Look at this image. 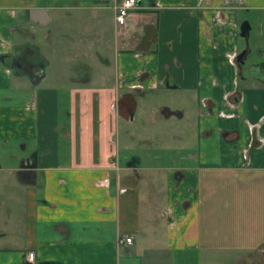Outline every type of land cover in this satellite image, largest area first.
<instances>
[{
	"label": "crops",
	"instance_id": "1",
	"mask_svg": "<svg viewBox=\"0 0 264 264\" xmlns=\"http://www.w3.org/2000/svg\"><path fill=\"white\" fill-rule=\"evenodd\" d=\"M113 1L0 0V264H264V0Z\"/></svg>",
	"mask_w": 264,
	"mask_h": 264
},
{
	"label": "rangeland",
	"instance_id": "2",
	"mask_svg": "<svg viewBox=\"0 0 264 264\" xmlns=\"http://www.w3.org/2000/svg\"><path fill=\"white\" fill-rule=\"evenodd\" d=\"M75 13V12H74ZM70 25L74 26L76 24V21H70ZM59 26L55 24L53 21L52 23H49L47 26H45L46 29H57ZM73 32H76L75 29H73ZM254 36L251 35L250 37L246 38H240V46L241 47H252V53L249 56L247 63L251 64L257 61L258 54L257 50L253 47ZM240 47V48H241ZM249 54V53H248ZM65 57V54H64ZM79 63H82L81 61H73L71 62L70 66L68 62L64 61V68H68L70 72L73 71L74 67L78 69L81 65ZM70 67V68H69ZM72 68V69H71ZM244 71H246V68H243ZM161 99H165L164 96H161ZM174 95H167V99H165L166 102H169L171 104H174L175 101ZM140 99V98H139ZM146 105L147 112L142 117H139V112L141 111V106L138 107V111L135 117L132 116L131 124H125L124 122H121V127L119 128V136L118 140L121 143L120 146L123 144V139L126 138L125 132H122L125 127L130 128L132 130V135L134 137L133 139V149L131 152L134 154H140L142 153L143 157L145 158V162H148V159L150 160L151 156L155 153H160L163 155L161 162L165 163L167 161H170L173 157V150L170 149V147L176 146V142L173 137V128L175 125L173 124V121H176L175 118H171V120H160L157 119L158 110L150 111V107L154 104L151 102V100H147L146 102H140V104ZM186 106H189V103H185ZM123 156V155H122ZM123 162V159H121ZM149 174V172H147ZM21 207L20 202L17 205V209ZM123 251V250H122ZM122 253V252H121ZM124 253V251H123Z\"/></svg>",
	"mask_w": 264,
	"mask_h": 264
},
{
	"label": "built area",
	"instance_id": "3",
	"mask_svg": "<svg viewBox=\"0 0 264 264\" xmlns=\"http://www.w3.org/2000/svg\"><path fill=\"white\" fill-rule=\"evenodd\" d=\"M137 0H114L112 7L114 10V18L116 24L123 26L126 24L128 17H131L133 10L136 8ZM132 237L129 235L122 236L118 239L119 244H130ZM28 259L32 260L34 257L33 252L27 253Z\"/></svg>",
	"mask_w": 264,
	"mask_h": 264
},
{
	"label": "water",
	"instance_id": "4",
	"mask_svg": "<svg viewBox=\"0 0 264 264\" xmlns=\"http://www.w3.org/2000/svg\"><path fill=\"white\" fill-rule=\"evenodd\" d=\"M248 28H249L248 23H241V25H240V35H242V36H244L246 38L248 36ZM244 53H245V51H241L237 55V60L240 61L241 63L243 62Z\"/></svg>",
	"mask_w": 264,
	"mask_h": 264
},
{
	"label": "trees",
	"instance_id": "5",
	"mask_svg": "<svg viewBox=\"0 0 264 264\" xmlns=\"http://www.w3.org/2000/svg\"><path fill=\"white\" fill-rule=\"evenodd\" d=\"M23 264H29V263L25 262V263H23Z\"/></svg>",
	"mask_w": 264,
	"mask_h": 264
}]
</instances>
